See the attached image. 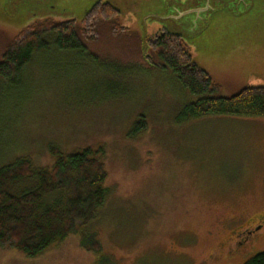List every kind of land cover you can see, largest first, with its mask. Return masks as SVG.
Wrapping results in <instances>:
<instances>
[{
	"label": "rangeland",
	"instance_id": "374dc122",
	"mask_svg": "<svg viewBox=\"0 0 264 264\" xmlns=\"http://www.w3.org/2000/svg\"><path fill=\"white\" fill-rule=\"evenodd\" d=\"M95 2L0 0V56L38 22L80 27ZM113 3L123 29L116 37L99 23L86 57L49 51L26 68L19 89L0 82V166L28 158L49 168L51 148L101 150L107 196L88 225L100 252L72 234L31 259L0 248V264H242L264 251V117L182 121L192 98L170 71L150 68L141 40L148 45L161 29L180 35L230 97L264 85V0ZM140 116L146 129L130 135Z\"/></svg>",
	"mask_w": 264,
	"mask_h": 264
},
{
	"label": "trees",
	"instance_id": "16d2710c",
	"mask_svg": "<svg viewBox=\"0 0 264 264\" xmlns=\"http://www.w3.org/2000/svg\"><path fill=\"white\" fill-rule=\"evenodd\" d=\"M115 20L113 10L104 6L91 9L81 27H73L72 21H44L27 27L0 56V82L9 93L19 89L26 68L49 51L86 57V44L100 36L99 23L111 25L114 37L123 30ZM148 46L145 61L150 68L170 71L192 98L183 108L182 121L206 115L264 117V85L222 97L220 86L193 61L180 37L161 29ZM144 129L146 123L140 116L130 135ZM50 150L54 163L49 168L34 167L28 158L0 166V248L31 259L75 234L82 248L98 254L100 246L88 225L107 196L106 173L99 158L102 152L92 148L69 154ZM70 176L76 179L73 187ZM21 184L26 186L22 190L18 188ZM242 264H264V251L253 253Z\"/></svg>",
	"mask_w": 264,
	"mask_h": 264
},
{
	"label": "flooded vegetation",
	"instance_id": "af4514ba",
	"mask_svg": "<svg viewBox=\"0 0 264 264\" xmlns=\"http://www.w3.org/2000/svg\"><path fill=\"white\" fill-rule=\"evenodd\" d=\"M183 1H186V0H183ZM198 1H201L202 0H198ZM109 7L110 9L113 10V13L115 14V17L117 18L118 15H119V10L116 8L115 4L113 3V0H96V2L93 4V6L88 10V12H90L91 9L95 8V7ZM94 18V17H93ZM92 18V19H93ZM84 20V19H83ZM73 21V20H71ZM74 24V21L72 22ZM88 26L87 24H85L83 27H86ZM81 27V26H80ZM261 218V217H260ZM264 218V217H262ZM262 220V219H261ZM262 221H260L261 223ZM254 227V228H253ZM252 229L249 228V229H244L241 233L242 237H240L239 239H237L235 241L236 243V246H243L244 243H246L247 241L250 240L251 237H254V235L258 232L259 230V226H253Z\"/></svg>",
	"mask_w": 264,
	"mask_h": 264
},
{
	"label": "water",
	"instance_id": "95a60500",
	"mask_svg": "<svg viewBox=\"0 0 264 264\" xmlns=\"http://www.w3.org/2000/svg\"><path fill=\"white\" fill-rule=\"evenodd\" d=\"M204 4V3H203ZM198 11V10H197ZM200 12V11H199ZM88 13V11L85 13V15ZM189 13H191V12H189ZM166 32H168L169 34H171V35H174V36H178V37H180V38H182L180 35H178V34H175V33H171V32H169V31H167V30H165ZM141 42H142V44H141V51H142V56H143V58L146 60V51H147V47H148V45H147V39L146 38H143V40H141Z\"/></svg>",
	"mask_w": 264,
	"mask_h": 264
},
{
	"label": "bare ground",
	"instance_id": "6f19581e",
	"mask_svg": "<svg viewBox=\"0 0 264 264\" xmlns=\"http://www.w3.org/2000/svg\"><path fill=\"white\" fill-rule=\"evenodd\" d=\"M108 22V21H107ZM92 34V33H91Z\"/></svg>",
	"mask_w": 264,
	"mask_h": 264
}]
</instances>
